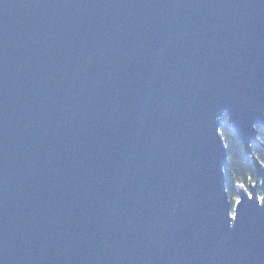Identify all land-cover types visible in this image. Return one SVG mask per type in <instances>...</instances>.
Listing matches in <instances>:
<instances>
[{"label":"water","instance_id":"water-1","mask_svg":"<svg viewBox=\"0 0 264 264\" xmlns=\"http://www.w3.org/2000/svg\"><path fill=\"white\" fill-rule=\"evenodd\" d=\"M256 126L264 0H0V264H264Z\"/></svg>","mask_w":264,"mask_h":264},{"label":"trees","instance_id":"trees-1","mask_svg":"<svg viewBox=\"0 0 264 264\" xmlns=\"http://www.w3.org/2000/svg\"><path fill=\"white\" fill-rule=\"evenodd\" d=\"M257 142L251 143V151L254 157L264 167V128L256 126ZM220 133L227 150V165L224 168L226 190L231 204L237 200L236 188L247 187L248 183L256 182L250 158L244 155L243 147L235 132L227 125L224 117L220 123Z\"/></svg>","mask_w":264,"mask_h":264}]
</instances>
